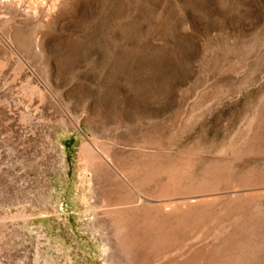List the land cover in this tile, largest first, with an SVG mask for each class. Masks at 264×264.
Masks as SVG:
<instances>
[{"label":"rangeland","instance_id":"1","mask_svg":"<svg viewBox=\"0 0 264 264\" xmlns=\"http://www.w3.org/2000/svg\"><path fill=\"white\" fill-rule=\"evenodd\" d=\"M129 262L264 264V0H0V264Z\"/></svg>","mask_w":264,"mask_h":264},{"label":"bare ground","instance_id":"2","mask_svg":"<svg viewBox=\"0 0 264 264\" xmlns=\"http://www.w3.org/2000/svg\"><path fill=\"white\" fill-rule=\"evenodd\" d=\"M105 159V158H104ZM105 161H106V159H105ZM122 190V189H121ZM129 191V190H128ZM169 191V190H168ZM201 196V195H200ZM191 199H196V197H189V198H187L186 199V202L188 203ZM138 200V199H137ZM177 199H175V201H176ZM180 200V199H179ZM178 200V201H179ZM140 200H138V202H139ZM182 203V202H181ZM166 204V203H165ZM170 205H167V207L168 206H172L171 205V203H169ZM174 204H176L175 202H174ZM163 205V204H162ZM133 206H135V205H133ZM164 206V208L166 207V205H163ZM156 207V206H155ZM154 207V208H155ZM158 207V206H157ZM143 208V207H142ZM145 208V207H144ZM175 208V207H174ZM138 209V208H137ZM148 209V208H147ZM147 209H145V210H147ZM204 209V208H203ZM140 210H142V209H140ZM161 210V209H160ZM134 211V210H133ZM158 211V210H157ZM156 211V212H157ZM170 211V210H169ZM172 211V210H171ZM117 212V215H116V213L114 214V217H115V215L116 216H118V221H119V227L121 228V229H123L124 230V232L123 231H121L122 233H124V237H126L127 238V235H128V242H129V244H131V245H134L135 247H137V248H139V249H146V247H147V250H146V253L145 254H143L140 258H138V261L140 262V263H143L145 260H146V258H147V256H148V254H149V256H150V254L153 252V251H156L157 249H158V247H159V245H158V243H157V241H158V234H153L152 232H150L151 230H156V231H158V229L160 228L159 226H160V216L159 215H157V214H155L154 216H151L149 213H140V214H134V213H130V214H128V213H126V211H116ZM143 212V211H142ZM145 212V211H144ZM161 212V211H160ZM172 213H174V212H171V214ZM152 214V213H151ZM158 214H160V213H158ZM170 214V215H171ZM175 214H177V213H175ZM174 214V215H175ZM200 214V213H199ZM163 215V214H162ZM113 216V215H112ZM168 216V215H167ZM180 216V215H179ZM109 217H111V215L109 216ZM171 217H173L172 215H171ZM176 217V216H175ZM182 217V216H181ZM165 218V217H164ZM177 218H180V217H177ZM172 219V218H171ZM175 220V219H174ZM173 220V221H174ZM178 220V219H177ZM164 221V220H163ZM176 221V220H175ZM180 221H182V220H180ZM115 222H117L116 220H115ZM169 222H171V221H169ZM179 222V221H178ZM177 222V223H178ZM172 223V222H171ZM173 223H175V222H173ZM117 224V223H116ZM181 224V223H180ZM113 225V224H112ZM172 225V224H171ZM114 227V226H113ZM113 229V228H112ZM137 230V232H138V234L136 235V234H134V233H132V231H134V230ZM114 230V229H113ZM172 232V231H171ZM116 234H117V232H116ZM115 234V235H116ZM153 234V235H152ZM118 235V234H117ZM119 235H122V234H119ZM121 237V236H120ZM123 237V236H122ZM122 241V240H121ZM159 242V241H158ZM179 242V241H178ZM123 243H125V242H123ZM123 243H120L119 244V247H120V245L121 244H123ZM166 243V242H165ZM134 246H132V247H134ZM119 247H117V248H119ZM128 248H129V246H127ZM123 248V247H122ZM127 248V249H128ZM160 248V247H159ZM120 249H121V247H120ZM126 249V248H125ZM134 249V248H133ZM130 251L132 250L131 248L129 249ZM118 251H119V249H118ZM122 251V250H121ZM126 252H127V250H126ZM195 252V251H194ZM124 254V253H123ZM131 254V253H130ZM134 257H136V255H134V254H132ZM132 255H130V257L132 256ZM127 256H128V254H127ZM126 256V258H130L129 256L127 257ZM133 256H132V258H133ZM206 257V256H205ZM125 258V259H126ZM134 259V258H133ZM133 259H131V260H133ZM126 260H128V259H126ZM193 260V259H192ZM205 260V259H204ZM129 261H130V259H129ZM231 261V260H230ZM232 262V261H231ZM129 264H130V262H129ZM133 264V263H132Z\"/></svg>","mask_w":264,"mask_h":264}]
</instances>
